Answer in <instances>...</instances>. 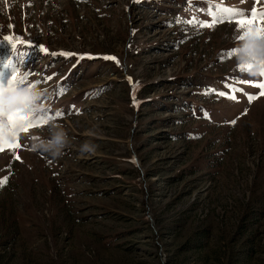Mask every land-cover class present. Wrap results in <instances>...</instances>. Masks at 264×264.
<instances>
[{"label":"rangeland","instance_id":"rangeland-1","mask_svg":"<svg viewBox=\"0 0 264 264\" xmlns=\"http://www.w3.org/2000/svg\"><path fill=\"white\" fill-rule=\"evenodd\" d=\"M212 4L264 11V0ZM209 7L0 0V89L29 74L72 138L56 160L33 152L41 124L0 152V263L264 264V76L240 71L235 21L183 22H210ZM226 84L243 90L236 100L204 94H233Z\"/></svg>","mask_w":264,"mask_h":264},{"label":"clouds","instance_id":"clouds-1","mask_svg":"<svg viewBox=\"0 0 264 264\" xmlns=\"http://www.w3.org/2000/svg\"><path fill=\"white\" fill-rule=\"evenodd\" d=\"M240 37L233 50L235 61L237 65L244 66L247 75L258 77L264 64V33L257 34L256 26L252 25L242 29ZM50 96L45 86L31 79L0 89V138L8 143L23 139L30 130L29 125L44 117L41 129L44 135L31 142V150L52 160L60 158L71 145L72 138L62 124L49 118ZM9 115L16 117L12 123L7 119ZM98 147L86 141L79 150L84 154H94Z\"/></svg>","mask_w":264,"mask_h":264},{"label":"snow or ice","instance_id":"snow-or-ice-1","mask_svg":"<svg viewBox=\"0 0 264 264\" xmlns=\"http://www.w3.org/2000/svg\"><path fill=\"white\" fill-rule=\"evenodd\" d=\"M207 2L209 3L210 7L205 9V10L208 12V15L211 18L210 22L201 21L197 17H194L191 20L183 21V22L187 23L189 25H192L193 27L210 28L211 29V28H214L218 23H221L224 20H228L229 22L235 21L238 29H240V30L244 29L246 26L251 27L254 23H256V24L264 23V11L257 12L255 10H253L252 13L250 14L251 18H248L249 13H247L243 9L229 8V7H225L221 4L213 5L212 0H207ZM188 3L191 6L193 3V0H188ZM177 22L178 23L181 22L179 17L177 18ZM256 29H257V34L264 33V27L257 26ZM237 38L240 39L241 38L240 35H239V37H234V39H237ZM4 40L7 41L9 44H11V46L13 48L19 47V44L22 43V41L13 42L11 37H5ZM28 46H31V45H28ZM39 50L41 52H43L45 55L48 54V50L43 46H39ZM51 55H53V56L60 55V56H64L65 58H69L73 54L67 53V52H61V53H51ZM85 58L95 59V57H93L91 55L77 56V64H79V62ZM102 59H104V60H116L115 57H110V56H104V57H102ZM117 63H118V61H117ZM73 67H75V65ZM239 68H240L241 72H245L244 66H239ZM28 75L29 74H24L23 76H18L17 73L14 72L12 77L10 78L8 84H15L17 82L23 83ZM53 75H56V74L54 73ZM261 76H264V64L261 65ZM51 78L52 77H48V79H51ZM130 83H131V81H130ZM225 86L228 87L230 92L233 94H227L223 91H218L215 89H208L205 91L204 94L207 95L209 92H215L218 96H222V97L226 96L230 100H236L237 97L234 93L243 91L242 89L236 88L234 85L226 84ZM254 86L258 87L261 90L260 95H264V82L257 83ZM63 91H65V89H60L59 91H57V93H56L57 96L61 95L63 93ZM101 91H103V89H100L93 94L98 95ZM134 92H135V86L133 87V104L136 105L138 102L135 99ZM246 95L248 96L249 103H251L253 100L257 99V96L250 95V94H246ZM57 115L62 116L63 113L57 112ZM15 118L16 117L14 115H9L7 117L9 123H12ZM205 118H210L209 114L205 113ZM43 120H44V117H41L38 120H34L29 125V128L38 127L39 125H41L43 123ZM230 123H232L234 125L235 120L231 121ZM25 131H27V129ZM19 147H21V145L19 144L18 141L14 142V143H8V142L4 141L2 138H0V152L4 151L5 149L14 150V149L19 148ZM15 158L19 159L18 156ZM6 183H7V177L0 179V187L5 186Z\"/></svg>","mask_w":264,"mask_h":264},{"label":"trees","instance_id":"trees-1","mask_svg":"<svg viewBox=\"0 0 264 264\" xmlns=\"http://www.w3.org/2000/svg\"><path fill=\"white\" fill-rule=\"evenodd\" d=\"M96 91H98V90H96ZM100 93H101V92H100ZM100 93H99L98 95H100ZM0 264H2V262H1Z\"/></svg>","mask_w":264,"mask_h":264}]
</instances>
